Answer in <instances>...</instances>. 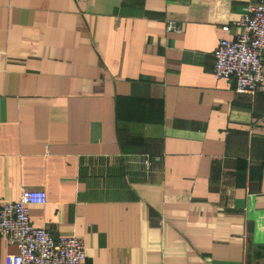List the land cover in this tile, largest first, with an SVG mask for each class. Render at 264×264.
<instances>
[{"label":"crops","instance_id":"1","mask_svg":"<svg viewBox=\"0 0 264 264\" xmlns=\"http://www.w3.org/2000/svg\"><path fill=\"white\" fill-rule=\"evenodd\" d=\"M260 3L0 0V206L44 190L83 264H264V81L212 74Z\"/></svg>","mask_w":264,"mask_h":264},{"label":"built area","instance_id":"2","mask_svg":"<svg viewBox=\"0 0 264 264\" xmlns=\"http://www.w3.org/2000/svg\"><path fill=\"white\" fill-rule=\"evenodd\" d=\"M239 29L234 40L220 39L213 53L212 74L217 80L235 81L236 94H254L264 81V3L248 8L234 23ZM168 32H178L173 24ZM224 32L228 27H223ZM160 158L136 156L134 163L148 170ZM44 190H22L15 202L0 206V235L17 249L6 256L3 264H83L85 247L74 236L55 238L45 228L31 224L32 206H45Z\"/></svg>","mask_w":264,"mask_h":264}]
</instances>
